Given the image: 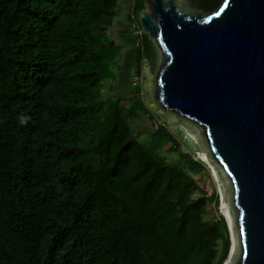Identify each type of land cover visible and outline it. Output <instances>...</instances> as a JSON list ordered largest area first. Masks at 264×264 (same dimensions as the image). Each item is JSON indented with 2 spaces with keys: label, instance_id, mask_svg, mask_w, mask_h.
Wrapping results in <instances>:
<instances>
[{
  "label": "trees",
  "instance_id": "obj_1",
  "mask_svg": "<svg viewBox=\"0 0 264 264\" xmlns=\"http://www.w3.org/2000/svg\"><path fill=\"white\" fill-rule=\"evenodd\" d=\"M127 0H0V264H222L230 241L207 172L144 102L157 46L134 39L128 96L108 93ZM141 28L145 0H128ZM133 105L151 121L134 129ZM133 107V108H134ZM175 155L168 160V147ZM198 191L194 195V191Z\"/></svg>",
  "mask_w": 264,
  "mask_h": 264
},
{
  "label": "water",
  "instance_id": "obj_2",
  "mask_svg": "<svg viewBox=\"0 0 264 264\" xmlns=\"http://www.w3.org/2000/svg\"><path fill=\"white\" fill-rule=\"evenodd\" d=\"M145 3L140 25L160 51L156 99L198 127L230 180L235 264H264V0Z\"/></svg>",
  "mask_w": 264,
  "mask_h": 264
},
{
  "label": "rangeland",
  "instance_id": "obj_3",
  "mask_svg": "<svg viewBox=\"0 0 264 264\" xmlns=\"http://www.w3.org/2000/svg\"><path fill=\"white\" fill-rule=\"evenodd\" d=\"M133 1V0H131ZM129 5H131L130 1H126L124 6L119 8L118 15L114 19V24L111 29H109V36L113 40H115L118 44L123 46V49L130 48L131 45L134 44L133 36L135 34V30L138 29L137 27H133L130 25V22L127 20L126 13L128 10ZM146 6V3H145ZM132 37V42H131ZM158 53V63L160 61V51L157 49ZM130 65V63H129ZM128 64L122 65L121 67H124L122 70L119 69L117 72V77L120 75L123 80L126 82L125 84L122 83L123 87L121 85L116 84L115 82L111 83L110 90H107L108 93H112V95L115 96H128L130 95L132 85H131V78L132 74L134 73V68L132 65L129 66ZM158 70V67L154 72H149L144 68L145 75H143L142 82L140 83L143 91H144V102L145 105L149 107L151 111H154L157 114H160L163 120L169 122L171 128L174 130V132H177L179 135H181V141L182 144L187 147L188 150L195 153L196 157L203 161L204 165L208 169L207 172H201L199 175H195L197 178L198 185L207 191V193H212L214 191L217 192L218 198H219V205L215 209L212 207L209 208L208 214L204 216L205 220H210L213 216V213L215 211H218L220 213L221 210V204L222 202H226L228 207L230 208L231 217H232V223L233 227L238 239V231L236 227V216L234 209L232 207L231 202V185L230 180L223 170L209 155L205 148V145L201 139L200 132L198 127L192 123L189 120H183L181 119L177 114L168 111L161 107L159 104V101L156 99V72ZM134 81V79H132ZM122 87V88H121ZM130 108L129 112V119L130 122L133 124L134 129L143 130V131H150L151 130V121L149 118H147L145 115L140 113L133 105ZM134 107V108H133ZM168 147H165V150L162 152V154L165 155V157L168 160H174L176 158V155L168 149ZM206 154V157H205ZM198 191H194V195H196ZM220 206V209H219ZM228 222V221H227ZM228 225V235L231 237V229L229 224ZM239 242V241H238ZM239 244V243H238ZM239 257V245H238V251L235 260L233 261V264L236 263L237 259Z\"/></svg>",
  "mask_w": 264,
  "mask_h": 264
},
{
  "label": "bare ground",
  "instance_id": "obj_4",
  "mask_svg": "<svg viewBox=\"0 0 264 264\" xmlns=\"http://www.w3.org/2000/svg\"><path fill=\"white\" fill-rule=\"evenodd\" d=\"M205 157H206V154H205ZM221 211L225 214L226 219L231 229V233H230L231 234V249H230L228 258L225 261V264H233V261L235 260L236 255H237L239 242H238V239H237L234 227H233V223H232L233 221L231 217L230 208L224 201L221 204Z\"/></svg>",
  "mask_w": 264,
  "mask_h": 264
},
{
  "label": "crops",
  "instance_id": "obj_5",
  "mask_svg": "<svg viewBox=\"0 0 264 264\" xmlns=\"http://www.w3.org/2000/svg\"><path fill=\"white\" fill-rule=\"evenodd\" d=\"M131 42H132V37H131ZM134 52H135V49L133 48V45H131L130 48H125L122 51V53L119 55V57L116 58V60L114 62V66H115L116 72H118L119 69L122 70L123 68H125L126 64L129 65V63H130V65H132V64L134 65V57H133L134 56ZM124 64H125V66L121 67ZM126 67H128V66H126ZM122 83L125 84L126 82L123 80V78L120 75H118V77L116 79V84L117 85H121L123 87Z\"/></svg>",
  "mask_w": 264,
  "mask_h": 264
},
{
  "label": "built area",
  "instance_id": "obj_6",
  "mask_svg": "<svg viewBox=\"0 0 264 264\" xmlns=\"http://www.w3.org/2000/svg\"><path fill=\"white\" fill-rule=\"evenodd\" d=\"M134 32H135V34H134V36H135V44L138 45V44L141 43V35H142V32H144V31H143V29L141 27V28L136 29ZM133 79H134L133 82L135 84H139V83L142 82V77H140V76H135ZM164 121L165 120H163L162 118L155 117L152 120V126H154V128L156 129L160 124L164 125L165 124ZM182 143L183 142H180V145H179V148L182 151V153L186 154V153L190 152V150H188L187 147L185 145H183Z\"/></svg>",
  "mask_w": 264,
  "mask_h": 264
},
{
  "label": "snow or ice",
  "instance_id": "obj_7",
  "mask_svg": "<svg viewBox=\"0 0 264 264\" xmlns=\"http://www.w3.org/2000/svg\"><path fill=\"white\" fill-rule=\"evenodd\" d=\"M217 15H219V13H217Z\"/></svg>",
  "mask_w": 264,
  "mask_h": 264
}]
</instances>
